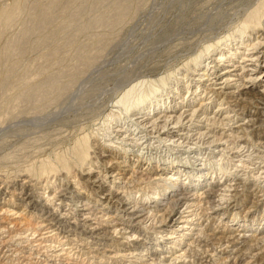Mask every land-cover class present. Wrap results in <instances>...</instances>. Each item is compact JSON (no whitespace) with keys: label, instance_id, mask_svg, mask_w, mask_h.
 Segmentation results:
<instances>
[{"label":"bare ground","instance_id":"1","mask_svg":"<svg viewBox=\"0 0 264 264\" xmlns=\"http://www.w3.org/2000/svg\"><path fill=\"white\" fill-rule=\"evenodd\" d=\"M60 1L36 2L31 9L28 7L15 41L10 40L0 50L1 98H10L9 93L15 91L12 103H34L36 95L44 99L43 95L56 85L61 90L57 97L61 96L70 83L66 75V82L62 80V73L46 75L44 82L37 84L27 77L16 86L13 84L18 68L29 70L21 58L30 39L44 44L62 34V48H72L78 34L95 27L113 30L134 13L133 1L139 5L143 0H93L89 9L92 12L105 1L109 3L106 10L84 23L79 20L84 11L78 5L80 0ZM23 5L18 1L7 7L1 5L0 38L27 9ZM55 12L61 15L62 25L47 34L45 30ZM71 27L75 34L64 37ZM233 27L230 33L206 43L203 50L189 56L175 70L125 84L111 100L110 110L93 134L94 140L87 135L78 136L67 153L43 159L37 168L29 166L32 168L22 170H26L25 177L33 178L22 181L27 192L40 181L44 186V192L35 195L31 190L26 201L22 200L29 215L23 213L25 208L19 210L9 205L10 196L0 190V264H264V208L249 215L256 203L243 207L248 199L231 208L233 211L224 206L232 200V194H228L231 187L240 185L234 181L245 184L248 175L253 181L260 179L258 171L254 172L257 161L253 160L257 158L256 149L261 146L258 139L264 137V131L256 137L251 133L253 128H264V0L246 11ZM102 41L88 44L98 51L104 47ZM81 46L74 51L76 60L82 69L89 68L94 64L95 50L91 57ZM57 51L58 48H51L47 55L56 57ZM40 58L43 74L49 58ZM77 67L81 73L83 70L80 72L81 67ZM70 69L65 74L73 79L79 73ZM61 80L64 82L60 85ZM14 107L16 104L6 106L2 114L8 115ZM102 165L104 171L111 172L106 171L107 180L100 178L98 169ZM140 166L147 172L137 173L135 169ZM246 169L247 177L239 178L238 173ZM130 183L144 184L137 195L142 201L151 200L153 205L130 202V191H125ZM201 186L206 188V208L212 211L210 214L218 215L210 219L216 224L212 230L207 224L202 226L204 223L195 211L203 202L195 193ZM179 188L183 190L178 191ZM144 189H151V194ZM62 206L67 208L65 213ZM108 213L111 215L107 217ZM148 221L157 223L163 235L145 234V238L139 239ZM228 227H232L229 230L234 235L218 237ZM134 241L138 245L132 244ZM211 244L222 248L205 249Z\"/></svg>","mask_w":264,"mask_h":264},{"label":"rangeland","instance_id":"2","mask_svg":"<svg viewBox=\"0 0 264 264\" xmlns=\"http://www.w3.org/2000/svg\"><path fill=\"white\" fill-rule=\"evenodd\" d=\"M13 1H18L24 4L27 9L23 10L24 14L21 13V15L18 16L19 18H16L17 20L15 19L14 21H12L13 23L11 22L10 26L7 27L4 32L5 35L1 36V51H3L6 44L11 42L10 40L15 41L16 34L21 28V23L26 18L24 15H26L27 10L31 9L36 4V2L37 4H45L53 0H0V8L2 6H11L14 3ZM94 1L80 0L78 2V5L81 6L80 8L84 10L83 14L79 15L80 22H87L90 17L95 16L96 14H98V12L100 13L104 9L106 10L105 6L109 3L105 1L103 4L104 6H101L102 9L100 8L97 9L98 11L96 10V12H92L89 11V9L90 6L93 5ZM258 1L259 0H143L139 5H136L138 4L137 1H133V3H135L136 5H134V8H136V10L134 11L133 8L132 11L134 13L132 14L131 12L128 16H126L117 27H115L113 30L95 27L93 28L94 30H90L91 33L89 31L86 33L78 34L76 37V45L74 44L72 48H62V34L58 39H54L53 41L49 40L44 44L37 41L35 38H31V42L29 41L30 43H27V47L25 49L26 51L24 52L25 55L23 54L21 58L23 66H28L29 70L25 72L23 71L24 69L18 68L19 70H16L17 77L13 79V84L16 86L19 80L26 77L29 79L32 78L31 83L37 84L41 83L42 81L44 82V80L46 79V75H59L61 73L63 77L62 80L64 79V81L66 82L65 77L67 76V81H69L71 84L69 83L67 85L66 90L63 91L62 95L59 97H57V94L61 93V90L58 85L50 89V91L48 92L49 95L46 94L48 96L43 95L44 99H40L42 96L36 95L35 97L38 96L39 98H34V103L35 99L40 100H36V104L32 103V101L30 103L24 101H22L23 103H21V101H15L14 103H12V97L15 95V91H11L13 95L9 93V96H11L10 98H1L2 96L0 95L1 114L2 110L6 106H10L12 104L13 106H15L16 104L17 107L12 108V111L8 112L9 116L5 111V115L4 113L1 115V117L3 116V121H1L0 123V190L6 191V195L8 197L10 196L11 199L9 200V203H6L19 208V210H23V208H25V212L23 213H28L29 208H26L24 204L26 202H23L26 201L25 197H27V195L31 193V190L35 193V195H39V192H44V190L42 189L44 188L42 184L43 181H40V184L36 185V187L34 186L32 187V189L30 188V191L28 192L24 188L22 181L24 182L25 179L27 181L33 179L32 177H30L29 179L28 177H25V171L28 168H34L36 166L38 167L40 165L39 163L43 159V161L47 160L48 158L49 160H51L54 159L56 155H59L61 153L65 154V152L67 153L73 147L75 140L81 136L87 135L92 138L96 128H98L100 120L110 110V103L112 102L111 100L121 91V88L125 84L143 77H158L175 70L176 68H178V66L182 65V62L184 60V62H186L188 58L198 53V51L203 50L204 46H206V43L214 41L218 36H222L228 32L230 33V30L233 31L232 28H234L233 26H235L236 21L240 20L241 17L245 15L246 11L250 10ZM60 2L62 3V0ZM24 5L23 9H25ZM86 11H88L89 13H86ZM55 13L57 15L54 14L53 20L48 25L49 27L47 26L48 28L45 30L47 34L62 25L63 19L60 17L61 15L57 12ZM72 28L74 27H71V30L67 29V31L65 30L66 32L64 31V37L70 36V34H75V31ZM45 32L41 35H45ZM90 34L92 35L89 36ZM92 36L93 38H91ZM92 39L93 41L97 39L103 40L102 42H104V47L97 51L96 49H94L95 46L89 45L93 41H88ZM80 45H83L81 46L82 48L86 47L85 50H87V53H89L91 57L96 53V56L93 57L94 64H92L89 68L82 69L83 66L78 62V60H76L74 51L78 50ZM51 48H58V54L56 55V57L48 56ZM89 48L91 53L89 52ZM93 50H95V52H93L94 54L92 53ZM42 54L49 58H47L48 63H45L46 67L48 68H46V73L44 72L43 74L40 73V64L43 63L42 59L40 58L43 57ZM75 65L81 67L80 72L82 70L83 71L79 73V70L76 69L78 67L76 66L75 68ZM63 68L64 70H62ZM69 69L70 71H75V69L78 70L77 73L79 74L74 77L75 79H72L68 76V74H65V71H69ZM62 80L59 81L58 84L61 85L62 82H64ZM49 96L54 99L51 100ZM192 104H197V102H194ZM210 107V110L214 109V105H211ZM256 118L258 119L257 116L255 117V119ZM261 128L262 127H260L259 129L253 128L254 132H250L251 136L254 135L256 137V135L259 134V131H264V128ZM254 138H252V140ZM92 139L94 140V138ZM263 139L264 137H262V139H258V143H260L261 145L259 146L260 148L256 149L258 159L256 158L255 160H253V162L257 161V163L255 164L256 171L254 170V172L256 173L258 171L260 179L258 181H253L249 177V175V178L245 176L247 175L249 169L238 173L239 178L243 179L244 177H247V181L245 182V184L244 181L240 182L241 180L234 181V183L236 182V184L239 182L240 185H233V187H231V192H228V194H232V197H230L232 200H230V202L227 201V203L224 205L230 211H233L232 209L242 205L243 203L241 204V202H244V199H248V202H245L243 207L246 206L247 208L251 203H256V207L250 208L249 211H251V213L249 215H252L254 213L256 214L258 211H261V209L264 208ZM254 140H256V138ZM259 149L262 151H260ZM258 153L262 155L261 158L259 157L260 155ZM143 164L144 163H142L141 165L144 167ZM255 165L252 167H255ZM143 167L140 166L135 170L137 171V173L147 172L146 170L143 171ZM24 169L26 170L22 171ZM98 170L100 172V178L102 179H104L105 176L109 175V173H106V171L110 172V170L108 169L104 171L105 168L103 167V165L102 167L100 166V169ZM106 178L104 180H107ZM111 179L112 178L110 177V180ZM70 180L72 181L73 179L69 178V181ZM62 185V187L64 188L65 181H63ZM136 186L137 185L135 183H130V185L126 186L127 190L125 189V191H130V193L128 194L130 202L134 203L135 201V203L139 202V204H146L147 206L153 205L151 200L142 201V198L138 196L141 194L140 190H143L140 187H143L145 185L143 184V186H137V188ZM149 187H154V185H151ZM205 189V186L204 188L201 186L195 191L196 195H199V197L201 196L200 202L203 201L202 203L199 202L201 205L199 204L200 207H198L195 211L198 213L197 218L200 217V222L202 224L204 223L202 226L207 224L210 230H212L216 227V224H213L210 219L215 215L210 214L212 211L206 208V205L204 204L205 201L208 200L207 198H205L207 196L205 195ZM179 190L182 191L183 189L179 188L178 191ZM48 191L50 190L46 189V194H49ZM144 191L149 194H151L152 192L151 189H144ZM132 197L134 198V200ZM248 197L253 198L250 199ZM38 198L41 199V195L38 196ZM66 209L67 208L63 207L62 213H65ZM192 209H195V207H193ZM245 211H247V209L243 212L245 213ZM243 212L241 211V214ZM108 214L106 215L107 217L111 215V213ZM27 215H29V213ZM223 223L226 227L227 225L225 224H227V219L226 221L223 220ZM156 224L154 225V223L152 224L150 221H148L147 225L145 226L146 228L144 229L145 231H141L140 235L142 236L139 237V239L145 238L143 236L151 234L152 236L163 235V229H158V224ZM229 229H232V227H228V229H225V232L222 235L219 234L218 237L221 236L224 238H228L230 237V235L233 236L235 232ZM146 231L148 234L146 233ZM137 243L139 242H132V244L134 245H136ZM216 246H218V249L222 248L219 247V245L211 244L210 246H208L209 248L206 247L205 249L213 250V247L214 249L217 248ZM229 246L231 247V245ZM229 246L228 248H230ZM202 251H204V249H199V252ZM138 262L140 263V261ZM124 264H127V262Z\"/></svg>","mask_w":264,"mask_h":264}]
</instances>
